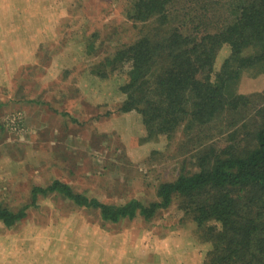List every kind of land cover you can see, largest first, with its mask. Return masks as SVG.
<instances>
[{
	"label": "rangeland",
	"instance_id": "obj_1",
	"mask_svg": "<svg viewBox=\"0 0 264 264\" xmlns=\"http://www.w3.org/2000/svg\"><path fill=\"white\" fill-rule=\"evenodd\" d=\"M133 2L0 0L1 136L16 142L9 134H30L46 142L27 161L45 164H0V206L27 207L14 227L0 222V264H204L208 247L195 239L176 203L150 220L136 215L116 224L57 193L31 205V190L54 180L104 204L148 205L158 201V184L174 180L182 165L195 171L181 132L141 143L140 117L117 111L125 70L106 79L90 74L146 30L126 16ZM263 89L264 74L243 76L237 85L242 95ZM13 117L23 134L9 130Z\"/></svg>",
	"mask_w": 264,
	"mask_h": 264
},
{
	"label": "trees",
	"instance_id": "obj_2",
	"mask_svg": "<svg viewBox=\"0 0 264 264\" xmlns=\"http://www.w3.org/2000/svg\"><path fill=\"white\" fill-rule=\"evenodd\" d=\"M126 16L146 30L90 74L106 79L125 70L117 111L140 117L141 143L181 132L195 171L182 165L148 205L104 204L58 180L34 187L31 205L57 193L116 224L150 220L176 203L208 247L204 264H264V89L237 93L241 77L264 74V0H134ZM26 208L0 206V222L14 227Z\"/></svg>",
	"mask_w": 264,
	"mask_h": 264
},
{
	"label": "crops",
	"instance_id": "obj_3",
	"mask_svg": "<svg viewBox=\"0 0 264 264\" xmlns=\"http://www.w3.org/2000/svg\"><path fill=\"white\" fill-rule=\"evenodd\" d=\"M21 104L25 106L27 102H21L19 104L17 103V105H21ZM1 128H4L3 124L0 127V164H45L44 162L40 163L38 161L27 162L29 161L28 156L30 154L38 153L40 151V147L43 144L46 146V142L44 140L41 141L40 139L37 138L32 139L30 134H27L26 136L24 135L23 138L19 135L9 134L14 139L17 138L18 141H20V142L18 141L14 142L15 140H12L5 136L4 137L1 136L3 134L5 135L6 133L5 130L1 131ZM29 143H31V145ZM25 151H27V153L29 154H27ZM3 179L7 181L8 178L3 177Z\"/></svg>",
	"mask_w": 264,
	"mask_h": 264
},
{
	"label": "built area",
	"instance_id": "obj_4",
	"mask_svg": "<svg viewBox=\"0 0 264 264\" xmlns=\"http://www.w3.org/2000/svg\"><path fill=\"white\" fill-rule=\"evenodd\" d=\"M19 119H20L19 117L11 118L9 122H7L8 128L13 133L23 134L25 132V128Z\"/></svg>",
	"mask_w": 264,
	"mask_h": 264
}]
</instances>
